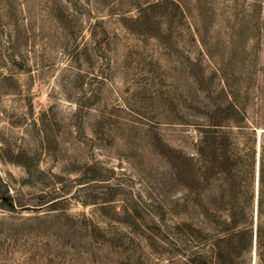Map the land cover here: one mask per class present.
Masks as SVG:
<instances>
[{
    "label": "rangeland",
    "instance_id": "rangeland-1",
    "mask_svg": "<svg viewBox=\"0 0 264 264\" xmlns=\"http://www.w3.org/2000/svg\"><path fill=\"white\" fill-rule=\"evenodd\" d=\"M262 131L264 0H0V264L36 216L46 264H213L215 157Z\"/></svg>",
    "mask_w": 264,
    "mask_h": 264
},
{
    "label": "trees",
    "instance_id": "trees-1",
    "mask_svg": "<svg viewBox=\"0 0 264 264\" xmlns=\"http://www.w3.org/2000/svg\"><path fill=\"white\" fill-rule=\"evenodd\" d=\"M214 139L216 148H222L229 152L228 147L232 148L233 146L232 139L226 135L223 137L216 135ZM257 142L258 138L254 137L253 145L248 151H245L246 155L232 152L228 155L215 157L217 169L213 173V177L222 181V187L221 192L215 196L217 201L213 205V264H245L247 262L253 251L255 218L257 222V264H264V132L261 137L259 157ZM2 200L11 212H15L17 207H23L15 205L10 197L2 198ZM58 204L59 201L54 202L51 206L56 207ZM56 210L51 209L49 212ZM48 217L36 216L22 221L34 226L33 238L27 239L25 234H22V238H20L23 248L20 259L23 260V264L36 261L45 264L47 261L48 263L54 262L51 258L46 257L45 251L47 250L43 251L46 247L35 249V244L38 246L42 239H50V236L44 237L45 228H49ZM56 217L60 220L63 215ZM68 222L71 224L70 229L73 230L69 236L75 239L72 241L74 243H90L94 237L89 233V230L101 231L99 225L87 215L71 216L68 218ZM183 225H185L184 222L176 226L177 228L182 227L181 232L187 243L197 242L198 237L192 232V229L183 231ZM25 231H29L26 225ZM166 231H169L168 228ZM51 242L55 249H59L56 236ZM46 243L51 244L49 241ZM53 257L59 263L58 259L61 255L55 254Z\"/></svg>",
    "mask_w": 264,
    "mask_h": 264
},
{
    "label": "water",
    "instance_id": "water-1",
    "mask_svg": "<svg viewBox=\"0 0 264 264\" xmlns=\"http://www.w3.org/2000/svg\"><path fill=\"white\" fill-rule=\"evenodd\" d=\"M262 132H264V131H262Z\"/></svg>",
    "mask_w": 264,
    "mask_h": 264
},
{
    "label": "bare ground",
    "instance_id": "bare-ground-1",
    "mask_svg": "<svg viewBox=\"0 0 264 264\" xmlns=\"http://www.w3.org/2000/svg\"><path fill=\"white\" fill-rule=\"evenodd\" d=\"M261 131V130H260Z\"/></svg>",
    "mask_w": 264,
    "mask_h": 264
}]
</instances>
